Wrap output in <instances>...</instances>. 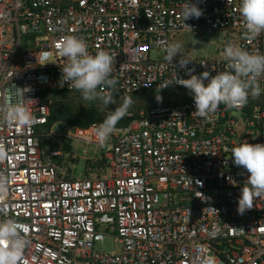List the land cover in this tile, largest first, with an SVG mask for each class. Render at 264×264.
<instances>
[{"label": "built area", "instance_id": "1", "mask_svg": "<svg viewBox=\"0 0 264 264\" xmlns=\"http://www.w3.org/2000/svg\"><path fill=\"white\" fill-rule=\"evenodd\" d=\"M191 2L203 15L185 21L189 29L180 16L186 0H0V103H23L34 117L28 127L0 125L8 152L0 174L10 180L0 219L26 225L30 241L18 264H264V199L238 214L248 174L230 158L243 140L264 143V111L220 105L205 119L193 113V99L155 106L116 127L105 147L98 123L48 126V93L76 91L61 84L66 58L57 46L67 35L84 39L91 54H117L119 97L184 88L158 86L176 74L190 78L187 69L226 71L228 45L264 54L263 32L245 36L241 0ZM207 32L225 33L213 57L188 59L185 69L179 59L150 57L175 34ZM24 40L32 42L25 48ZM259 82L264 89V77ZM79 144L84 156L89 145L100 149L82 178L70 169ZM107 237L117 252L96 248Z\"/></svg>", "mask_w": 264, "mask_h": 264}, {"label": "clouds", "instance_id": "2", "mask_svg": "<svg viewBox=\"0 0 264 264\" xmlns=\"http://www.w3.org/2000/svg\"><path fill=\"white\" fill-rule=\"evenodd\" d=\"M239 14L245 36L255 39L264 32V0H241ZM203 15V10L197 3L186 0L180 13L185 21ZM58 53L66 58L61 65V84L67 83L69 89L76 90L86 101H99L101 111L115 103L114 92L117 91L118 79L112 76L115 69L117 54L106 50H97L95 54L88 51L86 41L75 35H67L58 44ZM164 60L172 65L179 56V66L185 69L191 61L180 55L182 44L179 42L163 44ZM227 63V70L216 72L203 71L193 74L194 69H187L188 79H174L159 84L158 89H164L176 84L186 88L193 96L196 116L209 118L215 114L220 105L228 110H241L247 105L249 97L258 98L264 89L260 78L264 77V54L249 52L235 45L226 46L222 53ZM204 65V64H201ZM116 70V69H115ZM215 70V69H214ZM207 81V83H205ZM24 92L28 88L21 89ZM157 100L162 97L157 96ZM131 97H125L123 103L106 115L102 123L95 126V135L99 147H105L108 140L116 132V125L128 114L132 105ZM34 123V117L25 104L0 103V125H18L28 127ZM233 164L247 172V179L240 189L237 212L243 215L254 206L256 199H264V143H242L230 149ZM8 158L5 145L0 142V162ZM243 175V173H240ZM10 180L0 174V198L8 192ZM233 186L235 181H232ZM28 228L11 217L0 219V264H18L25 248L30 244L27 239Z\"/></svg>", "mask_w": 264, "mask_h": 264}, {"label": "rangeland", "instance_id": "3", "mask_svg": "<svg viewBox=\"0 0 264 264\" xmlns=\"http://www.w3.org/2000/svg\"><path fill=\"white\" fill-rule=\"evenodd\" d=\"M225 38L223 32H207L203 36H194L188 33H178L172 37L171 43L179 42L182 44L180 55L186 59L194 58H210L216 55V52L220 49V46ZM32 40H24L23 47H28ZM165 53L163 51H155L150 54L151 59H163ZM175 59H180L179 56ZM162 97V100H157V96ZM125 97H131L133 103L128 109V114L124 118L136 117L141 112L155 106H171L178 105L184 102H188L193 99L192 94L186 89L181 88L174 91L167 92H154V93H141L127 96H114L115 103L108 105L104 111L99 108V101H86L82 98L81 93L74 92H60L58 94H48L47 98L51 101V106L56 110L65 112H81L94 104L102 117H106L111 111L123 103ZM249 107H256L260 111H264V93L258 98L249 97L247 103ZM234 117L238 115L232 114ZM99 124V123H98ZM54 130H58V126L54 127ZM85 144H79L76 147V155L79 156L78 161L71 167L72 174L76 178L84 177L85 164L89 159L100 156V149L98 147L89 145L87 147V155H83L85 150ZM97 249H101L104 252H117L120 249V245L114 241L113 237H107L102 244L96 245Z\"/></svg>", "mask_w": 264, "mask_h": 264}, {"label": "trees", "instance_id": "4", "mask_svg": "<svg viewBox=\"0 0 264 264\" xmlns=\"http://www.w3.org/2000/svg\"><path fill=\"white\" fill-rule=\"evenodd\" d=\"M62 91H53L48 94H58ZM135 117L123 118L121 119L116 127H124L128 125V123ZM105 118L101 116L99 111L96 109L94 104L90 105V108L81 111V112H65L56 110L53 107H50V116L49 123L50 124L60 122L66 125L77 126V127H87L94 123H102ZM90 165L91 163L88 162ZM103 161H98L96 163L97 166L101 167Z\"/></svg>", "mask_w": 264, "mask_h": 264}, {"label": "crops", "instance_id": "5", "mask_svg": "<svg viewBox=\"0 0 264 264\" xmlns=\"http://www.w3.org/2000/svg\"><path fill=\"white\" fill-rule=\"evenodd\" d=\"M262 40H263V49H264V32H263Z\"/></svg>", "mask_w": 264, "mask_h": 264}]
</instances>
